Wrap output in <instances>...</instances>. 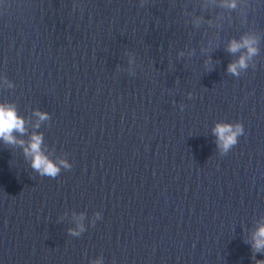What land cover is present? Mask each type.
<instances>
[{
    "label": "clouds",
    "instance_id": "clouds-1",
    "mask_svg": "<svg viewBox=\"0 0 264 264\" xmlns=\"http://www.w3.org/2000/svg\"><path fill=\"white\" fill-rule=\"evenodd\" d=\"M225 7L236 8V0H225ZM259 40L254 34H245L240 39H232L228 44L227 51L236 54L241 53L239 58L228 65L227 71L233 76H239L242 71L249 67V61L259 54ZM241 50H244L243 52ZM182 55V53H181ZM183 108V105L181 106ZM37 118L35 128L40 127V123L49 120V114L39 110L33 113ZM27 121L20 116L14 104L0 103V140L7 145H20L23 149L26 158H30L31 168L40 176L56 178L62 169H70L72 165L67 159L53 160L45 154L42 145L44 143L43 134L33 132L29 140L26 142L23 139H18L17 135H25L28 132L26 127ZM213 134L217 138V146L222 153H227L238 143V138L245 134V129L242 123H225L218 122L212 129ZM84 215L81 213L80 220H83ZM96 218L100 219L101 214L96 213ZM85 230L83 223H77L76 229H69L73 236H79ZM251 248L253 258L256 253L264 254V223L258 224L252 234ZM92 264H102L101 259L92 261ZM255 264H264V259L256 260Z\"/></svg>",
    "mask_w": 264,
    "mask_h": 264
}]
</instances>
